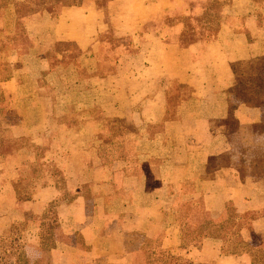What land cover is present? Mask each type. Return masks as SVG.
I'll return each instance as SVG.
<instances>
[{
  "label": "crops",
  "instance_id": "obj_1",
  "mask_svg": "<svg viewBox=\"0 0 264 264\" xmlns=\"http://www.w3.org/2000/svg\"><path fill=\"white\" fill-rule=\"evenodd\" d=\"M31 1L0 16V234L26 222L39 244L47 229L52 264H251L243 250L264 251V1L217 0L213 37L186 46L182 23H146L210 0ZM16 2L37 5L21 26Z\"/></svg>",
  "mask_w": 264,
  "mask_h": 264
},
{
  "label": "trees",
  "instance_id": "obj_2",
  "mask_svg": "<svg viewBox=\"0 0 264 264\" xmlns=\"http://www.w3.org/2000/svg\"><path fill=\"white\" fill-rule=\"evenodd\" d=\"M24 1H31V0H24ZM34 1L36 3H40L41 5L47 4L50 2H55L60 5H63L64 3L69 4V5H75V4H80L84 0H64V2L63 0H34ZM93 1L95 2L97 8H102L106 4V2L110 0H93ZM254 1L260 4L264 0H254ZM31 2H33V0ZM7 4H9L8 0H0V16L2 12L4 11V9L6 8ZM201 5H203L206 9L209 10L208 12L204 10L203 12L204 18L202 20L196 21L195 16L197 15H195L194 17H187V16H183L179 14H168V15L158 16L154 20L148 21V23H146L145 28L163 31V29L165 30L166 27L170 28L178 23H182V28L180 32L176 35V39L173 38L176 40V42L179 45L186 46L187 44L193 41L208 40L213 37L217 29V22H218V17L216 16L217 12L215 13V11L213 10H215L218 7L219 1L210 0ZM36 11H37V5L32 6L29 3H24V2L17 3L16 2V5H14V12H15V15L17 16V19L15 21V26L24 25L22 21V17L28 14H32V12L35 13ZM207 30L209 32L203 33ZM210 31H211V34H210ZM165 36L168 40L172 38L168 34H166V32H165ZM67 121L69 123V120ZM21 194L22 193H20V195ZM17 198L19 199L20 197L17 196ZM234 216L235 215L233 214V212L230 211L229 218L231 221L233 220ZM18 224H14V225H18ZM14 228L15 226L12 227V229ZM210 228L213 229L214 226L211 225ZM5 231L6 229L2 233L4 234ZM40 239L44 242V247H46L45 249L47 252L49 248L52 246V240L50 238L49 231L47 232L46 235H41ZM11 242L15 243L14 246H15V253H16V258H15L16 264H26V260L24 258V252H23V245L22 243H20L19 238L15 234H13V238L11 239ZM223 251L224 253H228V254H234V253L243 252V251L249 252V255L251 256V264H264V251L259 250V249L247 248L243 251L237 250L235 245L231 243V244H227L224 247ZM31 264H52V263H50L46 258H44V253L42 250L41 256L36 258L34 261H32Z\"/></svg>",
  "mask_w": 264,
  "mask_h": 264
},
{
  "label": "rangeland",
  "instance_id": "obj_3",
  "mask_svg": "<svg viewBox=\"0 0 264 264\" xmlns=\"http://www.w3.org/2000/svg\"><path fill=\"white\" fill-rule=\"evenodd\" d=\"M203 18H204L203 12H200L197 16H195L196 21L202 20ZM206 19H208V18H206ZM207 32H209V31L207 30L203 33H207ZM210 34H211V31H210ZM25 188H26V186H24V185L19 186V188L17 190V192H19L17 195L18 197H21L22 194L20 195V193H23ZM49 209H52L51 205L49 206ZM51 218H52V216H51ZM25 224H26V222L20 223L18 225L13 224V226H10L11 228L8 227L6 229L4 234L3 233L0 234V264H16V262H15L16 253H15V246H14L15 243L11 242V239L13 238V234H15L19 238L20 243H22V245H23V252H24V258L26 260V264H31V262L36 259V258H34V255L36 253L35 251H37L36 248L41 250V251L43 250L44 258H46L48 260L47 252L45 249L46 247H44V242L40 239L39 244H35V242H33L34 240L32 241V238L24 233V228H25L24 225ZM14 226H15V228L12 229V227H14ZM43 230H45V229H42V231ZM45 231L46 232H43L44 234L42 233V235L47 234V232H48L47 229ZM40 237H41V235H40ZM42 248H44V249H42Z\"/></svg>",
  "mask_w": 264,
  "mask_h": 264
}]
</instances>
